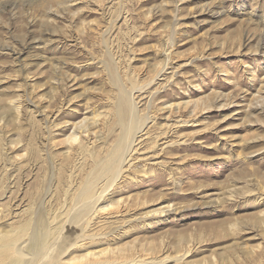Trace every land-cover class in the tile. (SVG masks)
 I'll use <instances>...</instances> for the list:
<instances>
[{
  "label": "rangeland",
  "instance_id": "rangeland-1",
  "mask_svg": "<svg viewBox=\"0 0 264 264\" xmlns=\"http://www.w3.org/2000/svg\"><path fill=\"white\" fill-rule=\"evenodd\" d=\"M46 248L264 264V0H0V264Z\"/></svg>",
  "mask_w": 264,
  "mask_h": 264
},
{
  "label": "bare ground",
  "instance_id": "bare-ground-1",
  "mask_svg": "<svg viewBox=\"0 0 264 264\" xmlns=\"http://www.w3.org/2000/svg\"><path fill=\"white\" fill-rule=\"evenodd\" d=\"M121 105H122V113L124 115L123 118L121 117L122 120L125 118V115L127 117L128 114H130V119L126 125H123V134H121L119 142L113 147V150L111 152L112 158H114L116 160V163L119 164L120 167H121L122 163H124L125 161H129L130 159L134 158L133 153H131L133 150V145H134L133 143L135 140L134 137L136 134H138V132L141 131V127H142L141 123L137 124V121L134 118L133 103L125 98L123 100V104H121ZM176 149H177L176 146H169L168 147V151H172V150H176ZM85 193H86L85 198L87 200L86 202H87V204L91 205L90 193L88 191H86ZM92 214H93V216L91 218H93L95 215H97V210L94 209L92 211ZM68 221L70 222L68 224L69 227H72L74 229L78 228L76 218H70ZM217 233L215 232L214 235L213 234L212 235L214 237H220V235ZM47 250H50V249L46 248L45 253H47V256H46L47 260L44 264H56L53 261V259H51V257H50L53 254L52 249L50 250V252H47ZM22 261L23 260L20 257V258H18L16 264H22ZM107 264H114V262L108 261ZM122 264H133V263L125 261V262H122Z\"/></svg>",
  "mask_w": 264,
  "mask_h": 264
}]
</instances>
